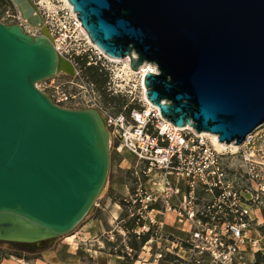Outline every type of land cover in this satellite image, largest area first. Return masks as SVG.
Returning <instances> with one entry per match:
<instances>
[{"label": "water", "instance_id": "95a60500", "mask_svg": "<svg viewBox=\"0 0 264 264\" xmlns=\"http://www.w3.org/2000/svg\"><path fill=\"white\" fill-rule=\"evenodd\" d=\"M41 20L31 0H10ZM91 43L128 57L147 100L174 126L240 145L264 123V0H67ZM32 36L0 20V241L70 232L103 190L109 132L95 108H67L34 83L75 65L45 24Z\"/></svg>", "mask_w": 264, "mask_h": 264}, {"label": "rangeland", "instance_id": "374dc122", "mask_svg": "<svg viewBox=\"0 0 264 264\" xmlns=\"http://www.w3.org/2000/svg\"><path fill=\"white\" fill-rule=\"evenodd\" d=\"M31 1L37 5L46 27H51L56 35L64 29L72 32L71 39L64 43V49L71 56L82 80L93 84L94 95L105 109L115 113L122 103L128 104L132 98V105L140 108L145 105L138 82H127L121 72H117L122 62H112L104 58L79 30L72 28L74 15L62 0ZM14 16L15 7L10 0H0L1 22L15 23ZM83 58L85 62L82 65ZM89 65L99 66V69L93 73V70L87 68ZM117 85L130 93L123 96L115 93L114 87ZM182 134L197 138V133L189 129L182 131ZM202 137L212 145L208 136ZM247 138L245 154L242 146L238 144L235 153L228 149L221 152L226 154L233 169L234 186L237 190L240 187L251 190L255 199L256 192L253 188L259 183L264 186V123L248 133ZM195 148L197 150V147ZM244 155L249 163L244 161ZM251 164L254 168L249 169ZM161 189L162 180L156 172L151 170L146 173L145 165L125 149L120 152L110 151L108 176L103 190L89 212L70 232L43 241L38 246L0 242V252H16L27 260L34 259L32 261L36 264H180L174 253L181 255L178 246L171 247L173 253H167L160 258L155 256L156 252H163L171 240H182L188 228L183 222L175 220L171 211L164 217L163 212L149 210L151 207L148 205L150 201L147 193L159 192ZM249 196L250 194L246 193V197ZM135 197L138 199L133 201ZM160 198L154 207L162 211L164 209ZM141 204L148 206L140 207ZM253 204V219L249 222L250 235L260 238L259 243L264 246V192L258 194ZM140 213L143 217L136 220ZM150 218L154 223H150ZM138 226L142 228L139 234L135 231ZM143 236H146V240L142 242ZM245 257L253 264H264L262 254H255L252 258L251 253L247 251ZM36 259L43 260L44 263L37 262ZM201 264L210 263L205 260Z\"/></svg>", "mask_w": 264, "mask_h": 264}, {"label": "built area", "instance_id": "2783aa9c", "mask_svg": "<svg viewBox=\"0 0 264 264\" xmlns=\"http://www.w3.org/2000/svg\"><path fill=\"white\" fill-rule=\"evenodd\" d=\"M14 17L15 23L20 24L26 33L32 36L41 34L39 28H29L24 24L16 9ZM72 28H80L75 15ZM47 29L55 50L72 61L64 49V43L71 39L72 32L64 29L56 35L51 27ZM58 44L60 48L57 47ZM73 64L75 65L74 62ZM34 85L59 106L97 109L109 132L110 151L120 152L125 149L145 165L146 173L153 170L159 175L162 189L147 193L150 201L148 205L151 207L149 210L163 212L164 217L171 211L174 219L183 222L188 228L182 240H171L163 252H156L157 258L173 253V246H178V251L181 252V255L174 252L180 264H201L205 260L210 264H253L245 257L247 251L252 258L255 254L264 255L260 238L250 235L249 228V222L253 219V203L258 194L264 192L263 184L259 183L253 188L256 192L255 199L251 190L244 187L237 190L232 177L233 169L226 154L208 144L200 133L194 138L182 134L184 130H177L176 134L161 130L159 123L162 118L157 109L152 107L146 112V105L140 108L131 104L134 98L130 99V104L123 105L119 112L108 111L96 99L93 84L84 82L77 69L72 77L60 72L36 81ZM114 92L122 96L130 93L118 85L114 87ZM247 143L246 136L240 144L244 154ZM243 157L249 163L247 156ZM250 168L254 166L251 164ZM246 193L250 196L246 197ZM136 197L133 201L138 199ZM159 198L162 200V211L154 207ZM148 205L141 204L140 207L146 208ZM138 215L136 218L140 220L143 216L141 213ZM149 221L154 223L152 218ZM135 231L139 234L142 228L138 226ZM32 260L34 259L27 260L24 256H18L16 252H0V264H36Z\"/></svg>", "mask_w": 264, "mask_h": 264}, {"label": "bare ground", "instance_id": "6f19581e", "mask_svg": "<svg viewBox=\"0 0 264 264\" xmlns=\"http://www.w3.org/2000/svg\"><path fill=\"white\" fill-rule=\"evenodd\" d=\"M72 11V14L75 15L72 6L67 2V0H62ZM35 5V12L39 15V17L41 18L42 21H40L36 26L30 25L27 23V21L25 19H23L24 24H26L29 28H36L38 29L40 27V24H45V20L43 19V17L41 16V13L39 12V9L37 8V5L35 3H33ZM49 6V5H48ZM76 17V16H75ZM79 21V20H78ZM79 24V23H78ZM79 31L85 36L87 42L93 46L94 48H96L98 50V52L100 54H102V56L112 62H122V66L119 68V71L117 72H121V75L124 76V79L128 82L131 80H136L138 82V84L140 85L141 88V93H142V97L143 100L145 101V105H146V112H149L150 109L155 108V106H153L146 98L145 96V86L143 84V74L146 71H154V66L151 65L150 63H143L140 65L139 70L138 71H134L130 68L129 66V59L128 57L124 58V59H119V58H113L110 56H107L106 54H104L103 52H101L99 50V48L94 45L93 43H91V41L89 40L88 36L86 35V33L81 29V27L79 28ZM52 37L53 33H51ZM58 48H60L59 44L57 45ZM123 86V85H122ZM136 86V85H135ZM156 109V108H155ZM158 112V111H157ZM160 115V114H159ZM160 117L162 118V120L159 123V126L161 127V130H169L172 131L174 134H176L177 130H185V129H189L191 131H193L194 133H198L196 130L194 131L193 128L189 125H186L185 127H177L174 126L170 121H168L167 119H165L164 117H162L160 115ZM200 135H206L210 138V142L211 144L214 146V148L218 151H226L228 149V151H230L231 153H235L238 149V145L232 141L230 143H226V142H221L218 140L217 135L210 133V132H206V131H201ZM23 245H33V246H38L40 245V242H36L33 244H23ZM36 261L44 263L43 260L40 259H36ZM45 264V263H44Z\"/></svg>", "mask_w": 264, "mask_h": 264}, {"label": "trees", "instance_id": "16d2710c", "mask_svg": "<svg viewBox=\"0 0 264 264\" xmlns=\"http://www.w3.org/2000/svg\"><path fill=\"white\" fill-rule=\"evenodd\" d=\"M84 62H85V60H84V58H83V59L81 60V64L83 65ZM87 68L93 70V71H94L93 73H96L97 69H99V66H90V65H89V66H87ZM125 104H126L125 102L122 103V105L119 107V109L116 110L115 112H119V111L121 110L122 106L125 105ZM128 107H130V106H128ZM136 220H137V218H136ZM145 240H146V236H143L142 239H141V241L143 242V241H145ZM14 245H22V244H14Z\"/></svg>", "mask_w": 264, "mask_h": 264}, {"label": "flooded vegetation", "instance_id": "af4514ba", "mask_svg": "<svg viewBox=\"0 0 264 264\" xmlns=\"http://www.w3.org/2000/svg\"><path fill=\"white\" fill-rule=\"evenodd\" d=\"M137 194V193H136ZM7 244V243H6ZM8 244H10V243H8ZM25 246H33V245H25Z\"/></svg>", "mask_w": 264, "mask_h": 264}]
</instances>
